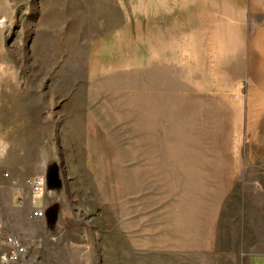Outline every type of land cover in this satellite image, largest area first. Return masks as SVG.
I'll return each instance as SVG.
<instances>
[{"label": "rangeland", "instance_id": "374dc122", "mask_svg": "<svg viewBox=\"0 0 264 264\" xmlns=\"http://www.w3.org/2000/svg\"><path fill=\"white\" fill-rule=\"evenodd\" d=\"M190 7L0 0V178L19 200L14 182L48 175L62 211L29 264H248L264 229L243 197L264 174V123L243 139V117L256 127L245 76L207 75L182 53Z\"/></svg>", "mask_w": 264, "mask_h": 264}, {"label": "crops", "instance_id": "0c3cea01", "mask_svg": "<svg viewBox=\"0 0 264 264\" xmlns=\"http://www.w3.org/2000/svg\"><path fill=\"white\" fill-rule=\"evenodd\" d=\"M191 6L188 11L191 14L187 15L186 21H183L182 26L187 30V46L181 47L182 53L184 49L193 51L197 54L198 59L204 62L198 65V68L209 69L204 72L207 75H221L229 77L238 75L245 76L246 87L244 96V106L247 109H254L255 121L251 120L254 125L264 123V0H185ZM190 38V39H189ZM195 72V71H193ZM198 72V71H197ZM194 74V73H192ZM195 74H197L195 72ZM232 79H229V83ZM258 116H257V115ZM250 122V123H251ZM244 129L242 132L243 139L252 140L262 137V132L253 131L256 127H251L248 131L249 121L243 117ZM248 133H251L249 135ZM253 134V135H252ZM264 140V138H262ZM264 150V145H261ZM263 154V152H262ZM261 154V155H262ZM227 159H224L229 170L234 167L238 160L236 150H230L226 153ZM222 161V160H220ZM26 162V161H25ZM25 162H20L23 164ZM6 163L0 162V168ZM10 169L13 168L12 163H8ZM6 166V165H5ZM44 171V168H40ZM46 171V170H45ZM46 185L50 190L48 175L44 176ZM58 184L53 187L54 196L60 198L57 194L65 187V181L58 178ZM240 182L237 176L232 177V189H236L237 183ZM252 178L248 179V183L252 188ZM255 197L249 198L244 195V218L248 222H256L264 229V174L257 181ZM252 193V191H251ZM54 198V197H53ZM59 199L50 201L46 196H43L37 201L28 198L24 205H20V200L15 199L12 195L10 184L0 178V218L3 220L5 232L0 235V250H5L3 242L6 235H14L22 241L27 247L26 262H31V255L36 251L32 247L34 240H41L50 234L54 228V222L62 217L60 211ZM33 205L41 207L44 215L41 218L32 217L34 212ZM250 217V218H249ZM220 213L214 216L212 221V230L206 231L204 236L215 231L217 227ZM180 232L178 245L182 250L190 248V235L193 238V233L187 231ZM49 230V231H47ZM200 236V232H198ZM258 247L250 254L248 264H264V233L258 243ZM6 251V250H5Z\"/></svg>", "mask_w": 264, "mask_h": 264}, {"label": "built area", "instance_id": "2783aa9c", "mask_svg": "<svg viewBox=\"0 0 264 264\" xmlns=\"http://www.w3.org/2000/svg\"><path fill=\"white\" fill-rule=\"evenodd\" d=\"M14 186L18 189V198L21 205H24L27 197L35 201L42 198L46 192V183L40 178L27 179L21 184L16 181ZM43 215L44 213L41 209H36L32 217L41 218ZM3 233L4 228L0 225V235ZM3 245L6 251L0 256V264H28L25 260L28 253L27 247L20 239L14 235H6Z\"/></svg>", "mask_w": 264, "mask_h": 264}]
</instances>
